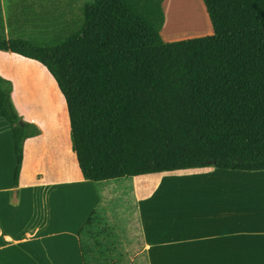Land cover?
Masks as SVG:
<instances>
[{"label":"trees","instance_id":"16d2710c","mask_svg":"<svg viewBox=\"0 0 264 264\" xmlns=\"http://www.w3.org/2000/svg\"><path fill=\"white\" fill-rule=\"evenodd\" d=\"M164 0H92L81 30L53 47L0 40L40 63L66 100L72 149L85 181L215 168L264 171V0H203L214 34L166 43ZM0 77V109L16 158L23 123ZM210 162H214L211 165Z\"/></svg>","mask_w":264,"mask_h":264},{"label":"crops","instance_id":"0c3cea01","mask_svg":"<svg viewBox=\"0 0 264 264\" xmlns=\"http://www.w3.org/2000/svg\"><path fill=\"white\" fill-rule=\"evenodd\" d=\"M87 5L83 0H0V40H26L42 48L57 46L82 29ZM163 38L166 43L175 41ZM8 53L12 59L17 56ZM0 77L10 83L1 70ZM13 83L17 87L10 91L12 106L16 99L17 104L25 108L29 95L22 97L21 93H29L21 91L17 79ZM44 87L41 85L38 90L48 92ZM24 89L29 91V87ZM63 109L65 113V106ZM20 119L22 124H33L38 129L32 119ZM65 134L67 139L68 127ZM3 139L10 169L9 183L0 189V252L3 248L18 251L30 244L35 246L39 242L37 237L54 231L62 237L72 238L75 264H264V171L204 168L140 176L131 179L132 199L121 198L117 203H112L114 199L110 197L101 198L98 188L92 186L91 211L64 214L54 195L61 188L70 190V185L79 178L67 181L64 161L56 165L58 173L62 169V176L45 180L40 175L42 157L48 156L51 160L59 150L60 140L50 154L49 142L43 136L30 140L29 146V142L25 143L20 195L17 203H13L16 158L11 128L0 109V153ZM28 159L32 169L25 178ZM189 177L207 180L185 179ZM174 179L182 182L168 183ZM78 183L98 185L84 179ZM42 193L47 194V198L27 197L28 194L38 197ZM107 199L110 202L104 206ZM114 204H119L121 211H111ZM131 204L134 211H130ZM31 205L35 206L40 221L28 225L18 235L11 223L24 218V209ZM52 209L56 216L50 217ZM67 218L72 221L71 231L64 229ZM10 233L20 241L12 244Z\"/></svg>","mask_w":264,"mask_h":264},{"label":"rangeland","instance_id":"374dc122","mask_svg":"<svg viewBox=\"0 0 264 264\" xmlns=\"http://www.w3.org/2000/svg\"><path fill=\"white\" fill-rule=\"evenodd\" d=\"M81 2V0H79ZM203 6L204 15L203 19L206 18L207 23L210 26V33L204 36H195L187 39H194L200 37H208L214 34L213 27L209 20V16L207 14V10L203 0H200ZM164 0L162 5V10L165 16V23L161 31L162 38L164 37V29L167 25V16L164 11ZM85 5H89L92 3V0H83ZM77 5L81 6V3ZM76 5V6H77ZM35 23V22H34ZM36 30V29H35ZM34 30V31H35ZM184 39V40H187ZM164 40V38H163ZM173 40V39H172ZM174 42H178L180 39L174 38ZM165 41V40H164ZM166 42V41H165ZM169 43V42H168ZM0 70L4 73V77L10 83L5 82L3 85L4 89H9L12 91L14 88L13 81L17 79V84L21 88L22 92H28L29 94L21 93L22 97L24 95H29L26 99L27 105L25 108H21L16 99L14 101L13 107L15 112L22 118L32 119L38 125V137H45L49 142L48 146V154L55 147H57V143L60 140L59 150H56L57 153H54L53 158L50 160V157L43 156V164L41 165L40 175L44 177L45 180L48 179H56L59 176H62V169L58 173L57 172V164H60L64 161V173L67 176V181H71L75 177L79 178V181H83L81 176V172L79 169L78 161L76 154L72 149L71 142V125L70 119L67 111V106L63 95H61L58 85L55 80L52 78L50 73L47 71L45 67H43L40 63L27 60L21 58L19 56H14L12 59L11 54L8 52H0ZM7 70V71H6ZM12 74V75H10ZM44 85L45 89H48V92H40L38 88ZM47 85V86H46ZM29 87V91H25L24 87ZM17 87V86H15ZM15 91L12 93V97L14 98ZM63 106H65V116ZM67 120V123H66ZM7 123V122H6ZM68 127V135L66 139L65 129ZM32 140V139H31ZM30 141V140H29ZM27 141V143L29 142ZM62 142V143H61ZM30 142L27 146H29ZM7 151L5 145V139L2 141V149L1 152ZM56 154V155H55ZM1 155V153H0ZM54 160V163H53ZM56 160L59 162L56 163ZM69 164V165H68ZM71 166V167H70ZM62 168V167H61ZM32 167L30 161H27V172H25V178H27L30 174ZM29 174L27 175V173ZM75 182L73 185H70V190H63V188L57 190L55 196V200H57L59 206L62 207L61 212L64 214H82L89 213L92 209V200L93 196L91 195V187L98 188L99 195L101 198L110 197L114 199L112 203H117V201L121 198L130 197L132 199L133 189L131 179H124L121 181H110L98 185H92L88 183V185H80V183ZM182 180H173L168 183H181ZM9 183V172H2L0 170V189H4L7 187ZM11 183V181H10ZM73 183V182H72ZM108 190V191H107ZM108 192L109 194H106ZM12 195V194H11ZM28 198L34 199H42L47 198V194L42 193L38 197L28 194ZM107 199V202H104V206H107L110 200ZM125 202V201H124ZM134 204V202H132ZM132 204L130 207V211H134L132 209ZM110 207L108 208L109 211ZM126 207L124 206V211ZM105 211V210H104ZM111 211H121L119 204H114L111 206ZM24 218L13 221L11 223V228L17 231L20 235L23 231L26 230L28 225H33L34 223H38L40 221L38 213L36 211L35 206H29L27 209H24ZM55 215L53 209L50 211V217ZM56 216V215H55ZM67 227L65 230H72V221L70 218H67ZM32 235V234H30ZM10 237L12 239V244H16V241H20L18 237L14 234L10 233ZM35 237H37L35 235ZM39 242L34 246L30 244L26 249L23 250H9V248H3L0 252V263H20L27 261H33L34 264H47L46 262H57L58 261V249L59 247H64L66 243L71 242L73 248V240L70 237H62L61 235L55 234L54 231L45 232L41 236L37 237ZM2 246V245H1ZM58 247V248H57ZM22 249V248H21ZM27 255L26 258H21V256ZM74 256V264H75V254Z\"/></svg>","mask_w":264,"mask_h":264},{"label":"bare ground","instance_id":"6f19581e","mask_svg":"<svg viewBox=\"0 0 264 264\" xmlns=\"http://www.w3.org/2000/svg\"><path fill=\"white\" fill-rule=\"evenodd\" d=\"M164 11L167 16V25L163 33L166 39L176 38L184 40L190 37L204 36L210 33V26L207 23L206 18L203 19L204 10L200 0H166L164 3ZM9 169V155L6 151L1 152L0 170L2 172H9ZM185 179L198 182L207 180L202 177H189ZM54 250H58L59 258L57 262H50L51 264H74L71 242L66 243L64 247H59Z\"/></svg>","mask_w":264,"mask_h":264},{"label":"water","instance_id":"95a60500","mask_svg":"<svg viewBox=\"0 0 264 264\" xmlns=\"http://www.w3.org/2000/svg\"><path fill=\"white\" fill-rule=\"evenodd\" d=\"M20 125H22V122H20ZM211 163V165H214V162H210Z\"/></svg>","mask_w":264,"mask_h":264}]
</instances>
